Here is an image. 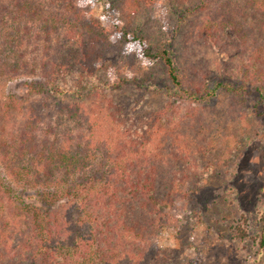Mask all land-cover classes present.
<instances>
[{
	"label": "trees",
	"instance_id": "1",
	"mask_svg": "<svg viewBox=\"0 0 264 264\" xmlns=\"http://www.w3.org/2000/svg\"><path fill=\"white\" fill-rule=\"evenodd\" d=\"M49 1L55 8L47 11L17 3L11 38L0 45V76H36L11 91L9 106L30 96L54 99L78 132L42 129V101L29 104L17 136L0 137V264H159V232L171 225L178 240L189 220L209 209L211 201L197 203L199 185H210L231 153L214 152L211 101L226 95L222 113L237 127L231 134L257 121L264 128V0H120V10L108 5L103 17L92 0ZM165 5L180 14L172 31L182 44L191 50L213 39L235 68L211 85L200 75L194 82L197 69L176 63L164 20L149 28L161 36L151 44L144 27L133 24L143 16L158 20ZM24 38L40 45L36 64L25 61ZM132 56L130 67L161 61L159 86L144 88L143 76L131 83L159 94L151 113L115 101L111 91L120 83L81 92L72 81L76 74L96 77L110 64L118 74ZM91 96L107 103L85 105ZM182 109L183 116H172ZM234 188L218 190L232 195Z\"/></svg>",
	"mask_w": 264,
	"mask_h": 264
},
{
	"label": "rangeland",
	"instance_id": "2",
	"mask_svg": "<svg viewBox=\"0 0 264 264\" xmlns=\"http://www.w3.org/2000/svg\"><path fill=\"white\" fill-rule=\"evenodd\" d=\"M22 1L25 0H0L1 46L11 38L9 28L16 24L12 18L16 14L17 3ZM28 1L42 7L44 11L55 8L49 0ZM92 2L94 14L100 17L105 15L108 5L120 10V0H92ZM165 6L167 7L166 11L160 12L161 17L158 20L154 19V22L150 24L143 16L133 26L144 27L143 33L148 36L151 44L157 46L156 41L161 39V36H155L156 32L149 28L158 26L159 20H164L168 24L164 31L167 30L168 32L169 44L176 63L183 66L187 62L192 68L197 69L193 75L194 82L199 81L198 76L200 75L205 83L211 85L214 80L231 72L232 66L235 68V64L227 60L228 55L224 49L215 45L213 39L202 43L200 47L194 46L191 50V45L186 44L187 41L182 44L178 32L172 31L173 23L180 14L170 10L168 5ZM187 21L190 19L188 18ZM21 48L25 61L31 65L38 62L37 60L41 56L39 44L34 43L31 38H24ZM133 52H136L135 48L131 50V54L134 55ZM183 56H188L187 61H184ZM136 59L135 56L129 58V67L120 69L118 74L113 75L109 62L110 67L107 72L103 69L96 77L90 78L76 74L72 81H76V86L81 92L88 91L100 82L120 83V89L111 91L115 101L122 103L125 108H137L140 115L151 113L161 105V98L158 93L143 89L159 86L162 64L161 61H141L138 66L136 64V67H130L134 60L137 61ZM114 76L117 77L116 80H112ZM135 76H143L141 80H144L143 84H146L144 88L131 84ZM234 76H236L235 73ZM34 77L36 76L24 72L0 76V137L8 141L10 135L17 136V130L20 129L26 115H28L29 104L42 101H46L48 106L44 111L45 113L42 114L44 120L40 127L45 129L48 124H51L55 125L60 136H64L65 132L71 133L73 136L76 135L78 128L54 109V99L30 96L23 99L21 105L9 106L11 91L13 89L18 90L16 86L25 79ZM118 78L127 81V83L122 84ZM101 100V97H87L85 105L95 106L107 103L101 102ZM226 101L225 94H219L217 98L211 101L214 107L212 117L214 119V136L212 140L215 143L214 152L216 154L222 155L221 149L224 147L231 149V153L223 159L222 164L211 176L210 185H199L200 188L202 187V194L197 196V203L203 201L200 204H204L211 201L212 205L207 211L198 213L189 220L188 228L182 230L178 240L176 228L173 226H165L161 229L157 236V246L161 248L162 254L159 264H264V128H262L261 122L257 121L255 126L251 123L253 126L250 127L251 129L246 126L241 132L231 134L236 126L232 127L222 113ZM172 113L174 114L175 111L171 112V115ZM184 114L185 110L182 109L179 114L177 112L172 116L177 118ZM164 119L165 116L162 120ZM232 183L236 187L232 190V195L228 194V190H218L219 188L224 189V186ZM206 190L210 191L211 200L204 201L205 196L203 194ZM236 195L237 199H235ZM261 241L263 244L260 243Z\"/></svg>",
	"mask_w": 264,
	"mask_h": 264
},
{
	"label": "water",
	"instance_id": "3",
	"mask_svg": "<svg viewBox=\"0 0 264 264\" xmlns=\"http://www.w3.org/2000/svg\"><path fill=\"white\" fill-rule=\"evenodd\" d=\"M263 230H264V228H263Z\"/></svg>",
	"mask_w": 264,
	"mask_h": 264
}]
</instances>
